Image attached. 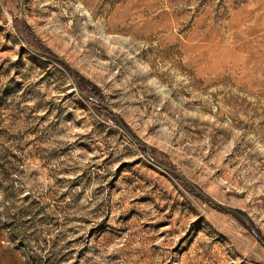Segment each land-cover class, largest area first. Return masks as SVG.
I'll use <instances>...</instances> for the list:
<instances>
[{
  "label": "rangeland",
  "instance_id": "374dc122",
  "mask_svg": "<svg viewBox=\"0 0 264 264\" xmlns=\"http://www.w3.org/2000/svg\"><path fill=\"white\" fill-rule=\"evenodd\" d=\"M0 264H264V0H0Z\"/></svg>",
  "mask_w": 264,
  "mask_h": 264
},
{
  "label": "water",
  "instance_id": "95a60500",
  "mask_svg": "<svg viewBox=\"0 0 264 264\" xmlns=\"http://www.w3.org/2000/svg\"><path fill=\"white\" fill-rule=\"evenodd\" d=\"M54 57V56H53ZM59 59V58H58ZM183 177V176H182ZM185 180H187L185 177H183ZM188 181V180H187ZM191 184V183H190ZM192 185V187L200 194V195H202V196H204V197H206L207 199H209V200H214L213 198H211L210 196H208L205 192H203V190H201L199 187H197V186H195V185H193V184H191Z\"/></svg>",
  "mask_w": 264,
  "mask_h": 264
}]
</instances>
